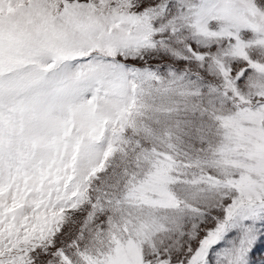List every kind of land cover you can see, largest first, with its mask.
I'll use <instances>...</instances> for the list:
<instances>
[{
  "label": "snow or ice",
  "instance_id": "6c2138e0",
  "mask_svg": "<svg viewBox=\"0 0 264 264\" xmlns=\"http://www.w3.org/2000/svg\"><path fill=\"white\" fill-rule=\"evenodd\" d=\"M0 264H264V0H0Z\"/></svg>",
  "mask_w": 264,
  "mask_h": 264
},
{
  "label": "rangeland",
  "instance_id": "374dc122",
  "mask_svg": "<svg viewBox=\"0 0 264 264\" xmlns=\"http://www.w3.org/2000/svg\"><path fill=\"white\" fill-rule=\"evenodd\" d=\"M258 255H259V250L257 251V253H256V257L258 258Z\"/></svg>",
  "mask_w": 264,
  "mask_h": 264
}]
</instances>
